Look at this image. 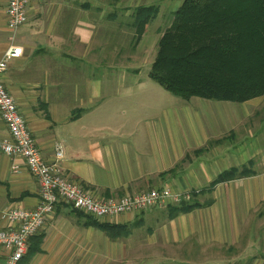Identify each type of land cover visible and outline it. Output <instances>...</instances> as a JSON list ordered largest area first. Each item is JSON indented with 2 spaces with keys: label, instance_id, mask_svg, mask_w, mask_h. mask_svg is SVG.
Here are the masks:
<instances>
[{
  "label": "crops",
  "instance_id": "obj_1",
  "mask_svg": "<svg viewBox=\"0 0 264 264\" xmlns=\"http://www.w3.org/2000/svg\"><path fill=\"white\" fill-rule=\"evenodd\" d=\"M7 2L0 0V60L11 45ZM180 4L29 0L26 22L13 41L22 54L9 62L3 84L43 158L54 160L61 145L64 175L96 198L163 187L191 196L249 161L253 174L216 184L199 196L210 195L211 204L172 219L166 209L93 217L125 226L126 233L87 224L61 202L18 264H264V124L256 134L231 140L223 136L229 130L223 107L176 103L171 121L165 113L152 119L142 113L155 103L149 74L137 66L148 60L143 41L150 29L158 35L164 15ZM148 5L158 13L134 44L133 11ZM117 64L131 66L118 70ZM170 122L176 129H169ZM6 135L0 118V136ZM38 202V184L24 159L0 152V228L10 225L4 211L33 209ZM214 253L225 257L216 261ZM7 254L0 245V264Z\"/></svg>",
  "mask_w": 264,
  "mask_h": 264
},
{
  "label": "trees",
  "instance_id": "obj_2",
  "mask_svg": "<svg viewBox=\"0 0 264 264\" xmlns=\"http://www.w3.org/2000/svg\"><path fill=\"white\" fill-rule=\"evenodd\" d=\"M157 13L156 5L134 9V44ZM169 23L158 39L148 73L153 81L185 100L199 97L244 103L264 96V0H182ZM252 174V161L225 170L208 189L192 191L189 200L167 206V214L172 219L207 206L212 200L201 202L199 196L211 192L218 183ZM72 210L84 215L87 224L105 231L127 232L125 226L100 223ZM37 239L39 243L40 237Z\"/></svg>",
  "mask_w": 264,
  "mask_h": 264
},
{
  "label": "built area",
  "instance_id": "obj_3",
  "mask_svg": "<svg viewBox=\"0 0 264 264\" xmlns=\"http://www.w3.org/2000/svg\"><path fill=\"white\" fill-rule=\"evenodd\" d=\"M29 0H8L7 27L11 45L0 60V118L8 135L0 136V152L24 159L38 184L39 202L33 209L13 208L3 212V219L10 225L0 228V245L8 251L4 264H18L26 255L28 240L38 234L59 203L97 219L140 212L151 208H165L190 199V193H173L166 187L127 194L119 198H96L79 184L66 178L60 165L63 148L56 145L55 158L46 161L29 131L24 116L5 88L2 76L9 62L22 54V48L13 43L15 32L26 22Z\"/></svg>",
  "mask_w": 264,
  "mask_h": 264
},
{
  "label": "rangeland",
  "instance_id": "obj_4",
  "mask_svg": "<svg viewBox=\"0 0 264 264\" xmlns=\"http://www.w3.org/2000/svg\"><path fill=\"white\" fill-rule=\"evenodd\" d=\"M182 2V0H181ZM171 19L170 14L164 15V24L161 25V32H159L156 36L155 32L150 29L143 41L145 45L148 46V60L147 62L139 63L137 66L142 67L140 68L143 72V76H146L149 73V70L151 68L152 61L156 55L157 51V42L160 38L159 35L162 33L165 28L170 24L169 20ZM155 37V38H154ZM125 66H131L130 64H117L118 70L121 69V67ZM149 88L152 90V95H150V99H154L155 103H152L153 105H150L149 108L143 109L142 113L144 115H148L150 119L156 118L158 116L159 118L161 116H164L167 119L171 121L172 114V106L176 105V103H181L184 105L185 103L192 105L197 103H209L213 104L214 106L223 107L229 110V130L223 135L225 137L229 136V139H236L239 138V136H245L249 137L250 134L258 133L259 129H261L262 125L264 124V96L257 97L254 99H251L249 101H246L243 103H235V102H227V101H213L208 99H203L199 97H191L188 100H185L179 96H176L169 91L165 90L161 85L153 81L149 77ZM159 97V98H158ZM224 113V110H223ZM225 125V124H224ZM177 125H174L170 122V130L176 129ZM185 128V126H183ZM167 129V128H166ZM191 198V196H190ZM211 199L212 197L209 195L207 197L202 196L200 201L205 202L207 200ZM187 200V199H183ZM182 200V201H183ZM189 200V199H188ZM174 205V204H173ZM165 208H151V210H165ZM150 210V209H147ZM146 210L141 211L140 213L144 212ZM139 213V214H140ZM140 228L135 229V233L139 232ZM166 245V244H163ZM171 245V243L169 244ZM213 248H219V246H215ZM245 248L252 249L251 245H246ZM210 257V256H208ZM225 257V255L216 254L214 253L211 258L217 261V259H221Z\"/></svg>",
  "mask_w": 264,
  "mask_h": 264
}]
</instances>
